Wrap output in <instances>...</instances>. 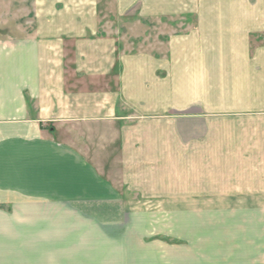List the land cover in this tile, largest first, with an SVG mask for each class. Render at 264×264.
Here are the masks:
<instances>
[{
    "label": "crops",
    "instance_id": "0c3cea01",
    "mask_svg": "<svg viewBox=\"0 0 264 264\" xmlns=\"http://www.w3.org/2000/svg\"><path fill=\"white\" fill-rule=\"evenodd\" d=\"M25 8L0 25V264H167L139 207L185 209L197 264H264V0Z\"/></svg>",
    "mask_w": 264,
    "mask_h": 264
},
{
    "label": "rangeland",
    "instance_id": "374dc122",
    "mask_svg": "<svg viewBox=\"0 0 264 264\" xmlns=\"http://www.w3.org/2000/svg\"><path fill=\"white\" fill-rule=\"evenodd\" d=\"M9 1L10 0H8V2L7 0H0V25L6 24L8 26H14L16 22H22V19H25V15H28L29 13L28 10L25 8V5L28 3V0H11V2ZM133 210L136 213L137 221L140 222L142 225H146L147 227H149L148 224L152 218V221H158V232L168 233L169 240L166 242L168 248L167 253L169 255V258L167 260V264H197V259L193 258L191 249L189 248V251L187 247L188 245H186L187 243H182L181 232L183 227V221L185 219L183 217V211H185V209L139 207ZM188 210L189 209H186V211ZM191 210L192 209H190V211ZM228 216L229 212H226L225 216L223 215V218ZM235 225L239 227L238 224ZM159 247H162L161 251L166 250L164 244L163 246L159 245ZM184 251H189L190 256L185 254ZM47 261L50 260L47 259Z\"/></svg>",
    "mask_w": 264,
    "mask_h": 264
}]
</instances>
